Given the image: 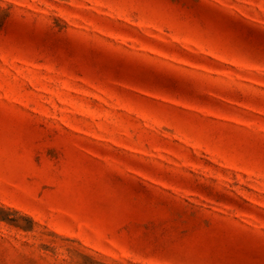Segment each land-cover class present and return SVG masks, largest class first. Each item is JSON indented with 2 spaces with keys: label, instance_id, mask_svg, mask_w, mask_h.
I'll return each mask as SVG.
<instances>
[{
  "label": "rangeland",
  "instance_id": "rangeland-1",
  "mask_svg": "<svg viewBox=\"0 0 264 264\" xmlns=\"http://www.w3.org/2000/svg\"><path fill=\"white\" fill-rule=\"evenodd\" d=\"M0 264H264V0H0Z\"/></svg>",
  "mask_w": 264,
  "mask_h": 264
}]
</instances>
